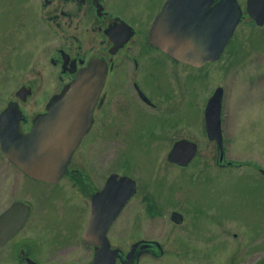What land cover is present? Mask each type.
I'll return each instance as SVG.
<instances>
[{
    "label": "rangeland",
    "instance_id": "rangeland-1",
    "mask_svg": "<svg viewBox=\"0 0 264 264\" xmlns=\"http://www.w3.org/2000/svg\"><path fill=\"white\" fill-rule=\"evenodd\" d=\"M238 1L244 8L246 0ZM161 2L107 1L111 11L125 17L143 33ZM43 15L46 11L41 8L40 0H0V110L9 100L16 99L15 92L22 85L31 86L30 95L19 101L22 112L29 119L44 109L58 82L56 67L49 59L57 42L53 38V27ZM241 19L217 61L201 68L178 67L180 88L172 82L169 85L168 77L157 65L152 68L145 64L147 55L141 58L139 72L155 74L160 87L152 95L163 110L153 117L146 113L139 115V124L126 131L130 144L125 143L118 149L115 163L108 161L103 166V175L111 170L131 175L141 188L130 199L120 219L111 226L108 234L111 244L127 249L137 238H156L166 248L167 253L162 258L144 256L141 264H184L182 255L179 258L175 254L182 252L187 243L197 245L214 258L223 257L230 253L233 232L238 234V244H252L256 256L262 255L264 175L256 166L264 168V24L257 26L247 14ZM217 86L223 87L221 127L226 157L245 161V165L237 168L216 166L215 144L206 138L203 128L204 105ZM145 122L148 132L149 127L152 130L160 126L165 128L173 122L177 126L173 127L172 139L182 135L195 139L199 151L194 161L182 170L170 166L166 154L171 139L165 138L164 132L152 142L145 136L140 139V125ZM78 152L75 151L74 159L80 156ZM18 179L14 193L19 198L28 196L34 206L47 194L67 199L51 209L52 215H34L33 221L38 226L36 236L27 230L28 226L18 239L30 234L36 238L42 248V264H89L93 251L81 240L89 212L88 199L68 180L64 186L62 180L50 185L22 176ZM143 193H150V199L142 197ZM10 195L9 190L0 188V207ZM151 203L156 206L152 207ZM143 205L148 208L149 215L160 213L162 217L137 224L134 213L141 221L149 219L143 216ZM211 207H215L221 217L218 226L214 220H204L199 215L191 220L190 211L187 212L191 220L188 227H173L165 218L174 208L201 212ZM212 230L215 232L209 234L211 238L207 240L205 232L212 233ZM188 231L200 236L188 241ZM201 237L205 240H199ZM195 257L197 262L201 260L199 255Z\"/></svg>",
    "mask_w": 264,
    "mask_h": 264
},
{
    "label": "flooded vegetation",
    "instance_id": "flooded-vegetation-1",
    "mask_svg": "<svg viewBox=\"0 0 264 264\" xmlns=\"http://www.w3.org/2000/svg\"><path fill=\"white\" fill-rule=\"evenodd\" d=\"M107 1L108 0H40L41 8L46 11V15H43L44 20L48 25L53 27V38H55V42H57L56 45H54L55 52L49 58L51 64L55 66L57 70L58 82L53 94H60L76 76L77 72L95 57L104 62L106 73L93 108L92 123L76 150L79 151L77 155L80 156L78 159H74L76 155H73L67 170L65 169L64 174L58 181L52 183L31 178L0 152V188L2 189V187H4L11 193L7 202L0 207V215L6 207L16 201H20L22 204L25 203L29 206V213L25 219L24 225L19 230L15 231L4 243L1 242L2 239L0 237V264H42V248L39 242L35 240L36 238L30 234L23 239H18V235L24 231L26 227L30 226L27 230L36 236L38 226L37 222L33 221L34 215L37 214L38 217L41 215H52L54 207L56 208L63 204L61 202L67 200L61 198L58 194H47L39 201V205L34 206L32 205L33 203L31 204V198L30 201L28 196H21L19 198L16 196L17 193H14L20 180L18 178L22 176V178L24 177L42 183L45 182L50 185H55L62 180L64 186H67L68 180L71 186L78 188L80 194L88 199V218L91 211L92 194L103 188L109 174L114 172L111 170L106 176L103 175V166L107 165L108 161H110V163L112 161L115 163L118 157V149L125 143H127V145L130 144L128 140L129 135H127L126 131H128L131 126L139 124V115L145 116L146 113L153 117L159 115L163 110L161 104L158 103L152 95L153 91H159L160 87L155 74L152 72H147V74L139 72L141 63L143 62L141 58L147 55L144 59V63L149 64L152 68L157 65L158 69H162L163 72H165V75L168 77L169 85H171L172 82L173 85L179 88L181 87V80L179 79V73L181 71H178V67H194L181 60L178 61L172 58L169 54H165L158 46H155L148 40L147 32L151 23L148 25L146 32L143 33L144 31L137 30L135 24L131 23L125 17L122 18L111 11ZM164 2L165 0H162L155 14L162 7ZM157 52L160 54L158 55ZM21 89L30 93L31 86L22 85ZM170 114L174 113L170 112ZM33 119L34 118L31 117L28 124L20 121V129L22 131L29 129ZM24 125H28L27 128H23ZM140 126V131H142L140 139L145 136L147 141L152 142L158 140V137L161 136L163 132L165 138L171 139V145L167 150L166 160L170 152L169 150L176 141L182 138L192 141L195 140L185 135L172 139L171 134L174 131L173 127L177 126L173 122L171 126L165 128L160 126L152 130L151 127H149L150 132L145 128L146 122ZM167 162L170 166H174L179 170L188 166H179L173 161L170 162L168 160ZM216 166L223 169L226 167L237 168L239 164L219 163L216 161ZM134 179L137 184L136 178ZM140 189L139 184H137L136 192H134L131 198L136 196ZM150 193L152 194L153 191ZM150 193H143L142 197L144 196V198L150 199ZM157 195L158 194L155 195V198ZM142 197L141 201L143 200ZM127 204H125V207L115 217L111 226L120 219L119 216H121L122 211L126 209ZM150 205L152 207L156 206L154 203ZM21 206L23 207V205H20V207L18 206L13 210L14 212L9 216L10 221L22 215L24 208ZM215 210V207L207 208L206 211L201 212H195L192 209L186 208H174L165 214V218L173 227L179 225L188 227V223L199 215L204 220H214L215 224L218 226L221 217L218 216ZM147 211L148 208L144 206L143 216L147 215L149 217L146 216V218L149 219L143 221H141L137 213H134L133 217H135L137 224L150 222L155 217H162L160 213L157 215H149ZM189 211L193 214L191 220L187 218V212ZM207 230L210 231L209 229ZM208 231L205 232L208 234L207 240L211 238L209 234L215 232L212 230V233H208ZM231 234L233 241L231 243L232 247L230 253L225 254L223 257L214 258L211 254H208V252L197 248V245H192V243H187V247H185L182 252H176L175 256L180 258V255H182L181 260L185 262L184 264H264V249H262V255L257 257L255 254V247L252 244H238V234L235 232ZM197 236L200 235L192 234L188 231L187 239L188 241H195L197 240ZM140 239L142 238H137L133 240V242ZM144 239L152 241L151 238ZM199 240L205 239L201 237ZM159 245L156 242H151L150 246L146 245L145 248L142 249L143 251L138 255L136 264H141V260L144 256L153 259L165 256L167 253L166 248L163 247L164 245H162V243L160 246ZM129 250L124 249L122 255V259L124 258L123 264H134L135 260L133 261L125 257ZM195 255H199L201 260L197 262V257H195ZM120 263L122 264V262Z\"/></svg>",
    "mask_w": 264,
    "mask_h": 264
},
{
    "label": "water",
    "instance_id": "water-1",
    "mask_svg": "<svg viewBox=\"0 0 264 264\" xmlns=\"http://www.w3.org/2000/svg\"><path fill=\"white\" fill-rule=\"evenodd\" d=\"M165 1L152 22L149 39L166 54L195 66L220 57L243 12L237 0ZM244 8L257 25H263L264 0H246ZM105 73V64L93 58L60 94L49 99L46 110L33 120L31 129L25 133L19 130L18 121L22 117L18 104L10 101L0 112V150L32 178L57 181L92 123V110ZM222 93V87H217L204 111L206 134L216 140L219 163L225 161L220 116ZM18 95L24 99L26 93L22 90ZM196 147L194 141L179 140L172 146L168 160L186 165L194 157ZM135 188L131 177L112 173L104 188L91 196L92 210L82 240L94 246L92 264H115L116 258L124 260L122 250L111 248L107 232ZM18 203L5 209L0 217L2 243L23 225L28 214L25 205L22 215L10 221L9 216ZM146 245L150 243L145 240L134 242L125 257L135 260L136 264Z\"/></svg>",
    "mask_w": 264,
    "mask_h": 264
}]
</instances>
